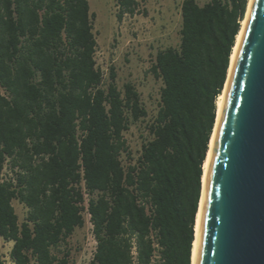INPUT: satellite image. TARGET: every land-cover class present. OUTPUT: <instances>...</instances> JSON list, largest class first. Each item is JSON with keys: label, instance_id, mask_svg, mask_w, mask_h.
Segmentation results:
<instances>
[{"label": "trees", "instance_id": "16d2710c", "mask_svg": "<svg viewBox=\"0 0 264 264\" xmlns=\"http://www.w3.org/2000/svg\"><path fill=\"white\" fill-rule=\"evenodd\" d=\"M248 3L182 1L180 44L155 57L159 109L135 157L125 132L148 111L98 65L89 0H0V237L14 264H70L83 187L90 264H192L217 100ZM117 7L121 21L139 1ZM7 160L13 177L2 180Z\"/></svg>", "mask_w": 264, "mask_h": 264}, {"label": "water", "instance_id": "95a60500", "mask_svg": "<svg viewBox=\"0 0 264 264\" xmlns=\"http://www.w3.org/2000/svg\"><path fill=\"white\" fill-rule=\"evenodd\" d=\"M194 264H264V0L251 2L231 69Z\"/></svg>", "mask_w": 264, "mask_h": 264}, {"label": "rangeland", "instance_id": "374dc122", "mask_svg": "<svg viewBox=\"0 0 264 264\" xmlns=\"http://www.w3.org/2000/svg\"><path fill=\"white\" fill-rule=\"evenodd\" d=\"M138 1V12L133 16L125 15L120 21L117 18V0H89L91 10L97 15L94 32L98 42V65L104 71L106 80L110 68H115L121 90L126 83H132L148 111L147 117L131 124L125 132L135 157L139 156L143 142L149 138L148 125L159 109L162 81L155 78L151 68L158 51L180 44L183 0ZM196 1L203 5L210 0ZM13 205L22 222L27 209L17 200ZM83 215L84 226L77 228L69 239L70 264H90L95 252L96 241L90 215L87 211ZM12 245L13 242L0 237V264H14L9 256Z\"/></svg>", "mask_w": 264, "mask_h": 264}, {"label": "bare ground", "instance_id": "6f19581e", "mask_svg": "<svg viewBox=\"0 0 264 264\" xmlns=\"http://www.w3.org/2000/svg\"><path fill=\"white\" fill-rule=\"evenodd\" d=\"M251 2H252V0H249L246 16H245L244 20L242 21V27H241V30H240L238 36H237L236 44L234 46V49H233V52H232V55H231L228 79L226 81V84H225V87H224V90H223L222 94L220 95V97L217 100L216 124H215L214 130H213V134L211 136L207 158H206L205 163H204V173H203V177H202V194H201L199 210H198L197 217H196L195 239H194V242H193V250H192V264H194V257H195L196 247H197V237H198V228H199V221H200V215H201L202 196H203V192H204V188H205V184H206V180H207L209 161H210V157H211V153H212V149H213V144H214V139H215V135H216L218 122H219V119H220V116H221V112H222V108H223V103H224V99H225V94H226V90H227V86H228V81H229L231 69H232V66L234 64V60H235V56H236V53H237V50H238V46L240 44L241 37H242V34H243V30H244V27H245V24H246V21H247V17H248V13H249Z\"/></svg>", "mask_w": 264, "mask_h": 264}, {"label": "built area", "instance_id": "2783aa9c", "mask_svg": "<svg viewBox=\"0 0 264 264\" xmlns=\"http://www.w3.org/2000/svg\"><path fill=\"white\" fill-rule=\"evenodd\" d=\"M10 176L13 177V172H12L11 169H10L9 160H7V161H6V164H5V168H4L3 174H2L1 177H2V180H3V179H6L7 177H10ZM83 190H84V194H85V203H84V205H85V211L88 212V206H89V204H88V199H89V198H87V197H89V196H88V194L86 193L84 187H83ZM88 213H89V212H88ZM89 215H90V214H89ZM95 249H96V247H95Z\"/></svg>", "mask_w": 264, "mask_h": 264}]
</instances>
